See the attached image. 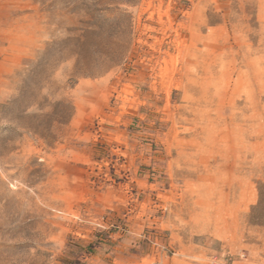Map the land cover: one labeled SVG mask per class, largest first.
Returning <instances> with one entry per match:
<instances>
[{"label":"rangeland","instance_id":"rangeland-1","mask_svg":"<svg viewBox=\"0 0 264 264\" xmlns=\"http://www.w3.org/2000/svg\"><path fill=\"white\" fill-rule=\"evenodd\" d=\"M69 246L264 264V0H0V264Z\"/></svg>","mask_w":264,"mask_h":264},{"label":"trees","instance_id":"trees-1","mask_svg":"<svg viewBox=\"0 0 264 264\" xmlns=\"http://www.w3.org/2000/svg\"><path fill=\"white\" fill-rule=\"evenodd\" d=\"M80 248H83V247H80ZM94 248H95L94 243L89 244L87 247H85L86 253L93 252ZM76 254H79V252H76V249L74 247L69 246L68 255L72 259L71 260L70 259H67V260L64 259L62 264H81V260L79 258V255H76Z\"/></svg>","mask_w":264,"mask_h":264}]
</instances>
